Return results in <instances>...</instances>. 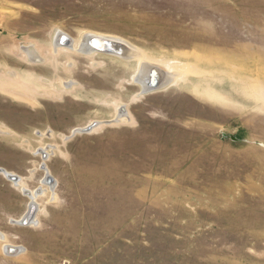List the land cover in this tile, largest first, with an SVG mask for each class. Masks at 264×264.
<instances>
[{
  "label": "rangeland",
  "instance_id": "rangeland-1",
  "mask_svg": "<svg viewBox=\"0 0 264 264\" xmlns=\"http://www.w3.org/2000/svg\"><path fill=\"white\" fill-rule=\"evenodd\" d=\"M86 34L176 76L141 93ZM1 234L0 264H264V0H0Z\"/></svg>",
  "mask_w": 264,
  "mask_h": 264
},
{
  "label": "water",
  "instance_id": "water-1",
  "mask_svg": "<svg viewBox=\"0 0 264 264\" xmlns=\"http://www.w3.org/2000/svg\"><path fill=\"white\" fill-rule=\"evenodd\" d=\"M59 36V35H58ZM60 40L62 44H71L73 43L69 36L64 33H60ZM85 45H84V52H91V51H99L104 52L112 55H116L121 58L129 59L134 58L137 55L138 50H136L128 41L108 37V36H97V35H90L86 34L84 37ZM150 69L142 73L144 78H148V85L144 86L142 91L144 93H148L150 91H154L160 89L166 85H168L172 81V76L169 75L164 69H160L158 66H150ZM90 127H86L81 129V131H88ZM50 180V179H49ZM29 207L25 214L21 217L22 224H28L30 220H32L34 204L29 203Z\"/></svg>",
  "mask_w": 264,
  "mask_h": 264
},
{
  "label": "bare ground",
  "instance_id": "bare-ground-1",
  "mask_svg": "<svg viewBox=\"0 0 264 264\" xmlns=\"http://www.w3.org/2000/svg\"><path fill=\"white\" fill-rule=\"evenodd\" d=\"M60 38L61 37H56V39L53 41L54 42V46L55 47H59L62 43V41L60 40ZM56 40H58V41H56ZM79 45H80V51L82 50L83 51V49H84V45H85V40H84V38L79 42ZM134 47V46H133ZM135 49H136V47H134ZM55 49H57V48H55ZM84 52V51H83ZM92 52H94V51H91V52H85V53H92ZM134 58L135 59H139V67H138V70H137V72H136V75H135V81H136V83H138V85L143 89L144 88V86H146V85H148V78H144L143 76H142V73L144 74V72L145 71H147L148 69H150L149 67H148V65H150V66H152V65H154L153 63H151L150 61H148V60H146L145 59V57H144V55L141 53V51L139 52L138 51V53H137V55L136 56H134ZM157 66H160V65H157ZM169 75H173L174 77L176 76V74L175 73H169ZM173 76H172V78H173ZM174 79V78H173ZM142 89H141V93H144L143 91H142ZM123 115V113H122V111H119L118 113H117V119H119L121 116ZM125 115V114H124ZM96 126H98L97 124H95V125H90V126H88V127H90V129L92 130L93 129V127H96ZM83 128H85V127H82V128H78V129H76V130H74L72 133L74 134V132L75 131H77L78 130V132H80L81 131V129H83ZM44 165V164H43ZM42 165V166H43ZM8 179H10L11 178V180H15V176L13 175V174H11L10 172H8V171H6V170H2L1 171ZM16 181H18V180H16ZM55 182H53V184H54ZM25 194H31L33 197H34V195L31 193V192H29V191H27V193H26V191H25ZM29 196V195H28ZM31 203H33V200L31 201ZM16 222V221H15ZM30 222V221H29ZM17 223H21V221H17ZM22 224V223H21ZM0 238L1 239H3L4 238V235H0ZM7 246V245H6ZM8 247V246H7ZM10 247V246H9ZM7 248V249H10V248H12V247H15V246H13L12 245V247H10V248ZM19 247V246H18ZM13 249V248H12ZM18 248L16 247V250H17ZM18 250H21V249H18ZM22 251V250H21ZM20 251V252H21Z\"/></svg>",
  "mask_w": 264,
  "mask_h": 264
}]
</instances>
